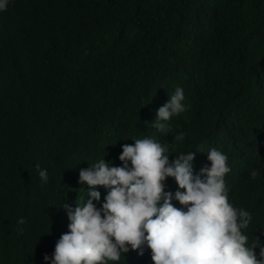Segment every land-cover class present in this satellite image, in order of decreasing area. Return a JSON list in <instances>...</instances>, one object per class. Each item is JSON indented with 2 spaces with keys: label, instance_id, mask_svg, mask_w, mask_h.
<instances>
[{
  "label": "trees",
  "instance_id": "16d2710c",
  "mask_svg": "<svg viewBox=\"0 0 264 264\" xmlns=\"http://www.w3.org/2000/svg\"><path fill=\"white\" fill-rule=\"evenodd\" d=\"M178 86L186 111L160 133L157 111ZM143 138L171 144L169 162L194 153V175L211 166V148L227 155L228 200L252 215L249 245L264 247V0H9L0 10V264H51L70 223L61 207L89 199L79 172L101 159L122 167L123 145ZM164 185L174 196L175 180ZM96 191L100 209L109 189ZM140 251L114 264H153L147 245Z\"/></svg>",
  "mask_w": 264,
  "mask_h": 264
},
{
  "label": "clouds",
  "instance_id": "9594fccd",
  "mask_svg": "<svg viewBox=\"0 0 264 264\" xmlns=\"http://www.w3.org/2000/svg\"><path fill=\"white\" fill-rule=\"evenodd\" d=\"M8 2L0 0V10H6ZM183 101L184 90L178 86L158 109L152 127L168 131L171 118L186 111ZM184 136L181 132L174 141ZM170 148L152 138L136 139L123 145L122 167H109L101 159L82 169L79 182L88 186L89 199L84 202L81 197L74 211L67 204L61 207L70 223L55 244L51 264H114L130 249H141L143 255V245L151 250L153 264H264V247L258 239V244L249 245L245 234L252 215L228 200L224 179L231 171L228 156L211 148L207 152L211 166L194 175V153H180L169 162ZM258 175L253 170L250 178ZM169 177L177 185L174 196L164 191ZM39 178L47 183V170H39ZM97 187L109 189L100 209L93 204L100 200ZM173 198L186 211L174 207Z\"/></svg>",
  "mask_w": 264,
  "mask_h": 264
}]
</instances>
